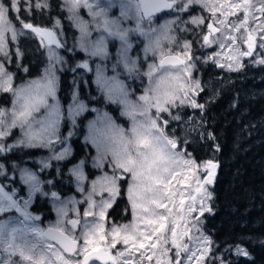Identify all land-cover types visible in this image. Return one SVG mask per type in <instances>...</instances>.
Here are the masks:
<instances>
[{
    "label": "rangeland",
    "instance_id": "374dc122",
    "mask_svg": "<svg viewBox=\"0 0 264 264\" xmlns=\"http://www.w3.org/2000/svg\"><path fill=\"white\" fill-rule=\"evenodd\" d=\"M168 1L169 3L174 2V0ZM49 2L50 0H33V4L42 5L37 9L47 10ZM58 2L75 31L76 48L85 55L88 63L87 68L83 67L82 62L78 65L83 68L84 73L90 75L96 89V96L91 97L92 102H96V99L100 102L89 106L78 95V83H85L84 75L86 74L82 73V69L78 70L72 77V90L64 117L61 111L57 135L48 137L51 141L49 147L40 146L39 141L35 142L37 146L34 147L44 148L46 153L33 158L32 161L39 169L46 170L52 163L66 159L71 154L69 139L74 134L77 121L84 113L91 110L92 114L84 124L82 140L93 149L90 163L95 172L92 178L87 179L82 161L75 162L68 168V173L74 183V193L63 197L56 193V197H53L51 195L53 192L47 194L43 189L44 181L32 165L14 162L10 165V173L4 175L5 166L0 163L2 166L0 187L12 194L13 198L21 203L22 208L24 207L23 200L29 199V188L21 179V171L35 172L42 181L41 191L32 194L30 203L25 209L31 219L26 218L23 212L16 209L0 212V264H9V262L10 264H64L65 261L69 264H77V262L82 264L83 253L99 245L112 252V261L107 264H203L210 252V238L203 230L200 218L202 214L210 212L208 211L210 208L208 194H211V183L205 182L201 187L199 186L202 177L207 173L204 168L205 162L194 161L190 151L185 149V143L190 145L195 144L196 141L212 140L207 130V122L201 117L204 107L194 108L189 104L173 106L167 112H160L157 118V96L160 97V107L167 108L168 104L163 98L165 91L174 88L176 96L181 97L182 86L189 87L192 82L199 81L200 88L195 94V99L197 104L205 106L227 74L238 69L236 68L237 62L240 65L244 61L253 65L261 64L257 61L264 59V48L259 46L264 37V12L260 11L264 7V0H247V6L246 0H196V2L184 0L181 6L183 10L174 7L153 16L150 20L144 18L141 21L144 32L130 31L128 34L131 48L127 51V57L129 61H135L134 66L129 65L131 71L122 62L113 70V65L117 63V55L121 50L122 42L118 37H107V58L91 56L90 51L81 48L78 21L94 23L91 12L84 6L70 11L68 0H58ZM88 2L93 6L99 5L100 8L106 9L108 17L112 19L120 18L122 11L127 12V16L121 20L122 27L130 30L136 28L137 11L135 7H125L130 3L134 4L135 0H88ZM17 7H23L30 12L27 0H21ZM12 14L15 19L20 20L16 9L12 10ZM245 19L246 23L241 27V22ZM9 21L11 27L4 32L3 40L0 42V67L11 76L7 84L0 81V94L5 92L9 95L8 103L0 107V121L3 122L0 124V131H3L0 132V144L6 146L7 149L10 146L25 147L18 143L23 138L19 115L16 117L17 124L11 126L12 114L20 111L22 103V100L17 99L15 91L26 87L33 81L43 82L42 78L49 68L48 51L50 48L54 49L63 60L62 63L55 65L57 88L59 73L66 66L65 57L60 52V48L65 45L64 33L59 19L54 17L50 20L48 27L39 25L33 27L48 29L56 33L62 46L49 44L47 37H42L29 29L31 32L29 35L35 36L45 50L46 65L39 76L13 84L12 74L6 70L2 60L9 58L10 47L17 53L16 40L24 33V28L23 24L17 27L13 21ZM209 24L219 31H210ZM13 31L15 32L14 37ZM195 33H199L195 40L201 43L196 51L192 50L194 48L191 41V35ZM249 34L254 37L252 55L243 56L242 53L248 51L246 37ZM95 36L96 33L93 32V38ZM204 36L209 37L208 42L204 41ZM157 38L160 39L159 47L146 51L150 40L155 41ZM185 45H188L187 49ZM165 53H176L184 58L185 63L161 67L158 65V60ZM228 64L232 65V70L229 69ZM97 65L103 66L106 76L116 75L123 82L127 93L123 99L127 100V106L122 102L121 97L109 99L107 93L98 87L96 84ZM189 65L190 72L187 70ZM149 66H152L151 76L148 75ZM0 76H3V73H0ZM161 77L167 79L157 93L153 89ZM5 87L10 90L4 91ZM74 95L75 101L73 100ZM142 96H147L148 99L141 100ZM56 101L59 102L57 91ZM56 101L49 98V103ZM74 103H83L85 109L75 116H69L68 108ZM107 104L117 107L118 112L126 119L125 126L114 119L109 110L105 108ZM44 111L45 109L42 108L41 113ZM176 116L179 117L178 120L173 119ZM62 119L65 124H61ZM151 120H156V128L150 127ZM165 120L168 124H164ZM93 123H95V128L90 130L89 126ZM61 125H64L62 129ZM134 126L137 133L152 141L157 150L163 154V160L156 166L160 171L157 173L155 168L153 170V176H158V179H154L150 184L147 181L144 183L137 181L138 188L133 186L131 172L119 167L117 157L113 155V152L120 156L127 153L133 158L137 157L138 152L151 155V150L146 149L143 144L137 146L136 133L132 131ZM157 129H161L168 139L176 141L175 149L167 145L163 139L160 141L153 139L158 135ZM37 131L38 128L34 126L33 132ZM10 135L12 136L8 139ZM65 148L69 151L63 159L51 158ZM3 151L5 150L0 149V152ZM100 152H104L105 158L101 166L97 167L96 158ZM42 162H47L49 166L43 167ZM77 166L83 173V179L78 180L73 172ZM114 176L116 179L113 181ZM119 179L125 180V195L129 203L130 218L125 222L108 223L106 214L117 196ZM130 186H133L132 193L129 192ZM197 188H200V191H196ZM36 197H46L49 200L51 218L42 221L39 214L30 210V205ZM193 197H195V202H193ZM190 205L195 209L192 212L187 211ZM58 209H63V212H58ZM69 219L76 222V227L68 223ZM161 223L164 225L163 228L160 227ZM46 225L58 227L77 238L79 246L76 253L70 256L64 254L55 244L45 239L39 231H34L35 229L42 230ZM173 229H175V234ZM126 237L128 238L127 243H125ZM238 249L243 248L237 247L234 253L244 255ZM88 264L101 263L92 261Z\"/></svg>",
    "mask_w": 264,
    "mask_h": 264
},
{
    "label": "trees",
    "instance_id": "16d2710c",
    "mask_svg": "<svg viewBox=\"0 0 264 264\" xmlns=\"http://www.w3.org/2000/svg\"><path fill=\"white\" fill-rule=\"evenodd\" d=\"M3 2L7 6L8 0ZM60 6L58 0H50L47 10L30 8L27 12L19 7L22 9L18 11L20 20L13 17L12 11L7 18L17 27L23 22L48 27L54 17L59 19L65 38L60 52L65 57L66 66L59 73L57 97L64 117L72 90V77L80 69L86 73L78 65L86 60L76 48L75 31ZM30 33L29 29H24L16 40L17 53L10 47L9 58L2 60L6 70L12 74L13 84L39 76L46 65L45 50ZM191 36L192 50L196 51L201 44L195 40L199 33ZM84 80L85 83H78V95L89 106L98 104L100 101L97 99L92 102L96 89L90 75L86 73ZM216 90L201 111L212 140L196 141L190 145L185 143V149L190 151L194 161L213 160L218 165L210 185L211 211L200 218L202 228L210 238V252L203 264H264V63L242 62L237 70L227 74ZM8 100L9 95L1 93L0 107ZM105 108L117 122L126 125V119L116 106L107 104ZM91 114L92 111L88 110L77 121L74 134L69 139L71 154L66 159L52 163L46 170L39 169L32 159L44 155V148L10 146L0 152V163L5 166L4 175L10 173L12 163H27L44 181L43 189L47 194L55 192L63 197L74 193L69 166L81 160L87 179L92 178L95 172L90 163L93 149L82 140L85 121ZM61 124H65L63 119ZM30 210L39 214L42 221L52 216L46 197H36ZM129 218L125 180L119 179L117 196L107 211L106 219L108 223H119ZM237 247H242L247 255H236L234 249Z\"/></svg>",
    "mask_w": 264,
    "mask_h": 264
},
{
    "label": "snow or ice",
    "instance_id": "6c2138e0",
    "mask_svg": "<svg viewBox=\"0 0 264 264\" xmlns=\"http://www.w3.org/2000/svg\"><path fill=\"white\" fill-rule=\"evenodd\" d=\"M21 0H8L7 6L3 2V0H0V42H2L4 37V32L8 30L11 27L10 21L8 20V13L12 11L13 9H16L17 11H22L21 8H18L17 5L20 3ZM30 8H38L42 5L36 3L33 4V0H27ZM193 2H196V0H193ZM68 3L70 5V11L80 7L84 6L89 9L91 12V15L93 17L92 24H89L85 21H78V26L80 28L81 36L79 38V46L83 48L85 51H90V55L94 57H104L107 58L108 56V50H107V37H118L121 43V50L117 55V63L113 65V70L119 66V64L122 62L126 68L131 71V68L129 65L131 64L134 66L135 61H129L127 57V51L129 48H131V44L128 41V34L130 31H138L143 33L144 29L142 28L141 21L147 17L149 20L152 18V13L159 12L161 9H172L176 8L178 10L182 9V4L184 3V0H174L173 3H169L168 0H135V3L128 4L125 7H135L137 11V18H136V28L135 29H126L122 27L121 20L124 19L127 16V12L122 11L121 17L112 19L108 17L107 10L104 8H100L99 5L93 6L91 3L88 2V0H68ZM246 6H247V0H246ZM261 12H264V7L260 9ZM247 19V18H246ZM245 21L241 22V27H243V24L246 23ZM24 29H31L34 33L40 35V36H47L48 43L49 44H56L57 47L62 46L61 42L57 39L56 33L52 31H48V29H41L39 27L34 28L32 24L30 23H23ZM208 28L210 31H219L218 29H213L212 25L209 24ZM93 32L96 33L95 38H93ZM15 36V32L13 31V37ZM205 42L209 41L208 36L203 37ZM247 45H248V51L243 52V56H251L252 50L254 47V37L249 34L246 37ZM160 44V39L157 38L155 41L149 42L148 46L146 47L147 50H155V48H158ZM261 48H264V37H262L260 45ZM221 47H223V44H221ZM185 48H188V45H185ZM49 55V68L46 70L44 77L42 78L43 82L41 81H33L30 84H28L26 87L21 88L19 90L15 91V95L17 96L18 100H22V103L20 104V111L18 113L13 112V118L11 122V126H15L17 124V115L20 117V127L23 130V138L19 140V144H23L28 147H34L36 145V141L40 142V146L43 147H49L51 144V141L48 139V137L52 135H57L59 130V124L61 119V109L59 102L56 101V91H57V76H56V69L55 65L57 63H62V57H60L57 52L54 49H49L48 51ZM178 64H183L184 61L180 60L179 57L173 58ZM258 63H264V59L257 61ZM163 63V62H162ZM230 70H232V65H227ZM241 65L239 62L236 64V68H239ZM84 68L88 67V63L85 62L83 64ZM151 67L149 66V73L148 75L151 76ZM187 70L190 72V65L188 66ZM0 73H3V76H0V81H2L4 84H7L8 81H10L11 76L3 71V68L0 67ZM5 77L7 79H5ZM167 78L161 77L159 81L156 82L155 88L153 91L159 92L161 89V86L165 84V80ZM96 84L98 87H100L102 90H104L109 99H112L113 97H121L122 102L125 103V105H128V102L126 99H123L126 97L127 93L125 91V86L121 80L117 78L116 75H113L111 77H108L105 75L104 68L102 65H97L96 67ZM200 85L199 81L192 82L189 87H181L180 91L182 93L181 97L176 96V89L172 88L168 91H165L163 93V98L165 102L168 104L167 108H161L160 107V97L157 96V102L156 107L158 109L157 118H159L160 112H167L169 108L173 106L178 105H184L189 104L190 106L194 108H203V105L197 104L195 99V94L199 90ZM10 89L5 87L4 91H9ZM49 98H51L53 101H56L54 103H49ZM141 100H147V96H142L140 98ZM73 100H76L75 95L73 96ZM178 101V104H177ZM45 109L43 113H41V109ZM85 105L83 103H74V105H70L68 108V114L69 116H75L76 114H79L80 112L84 111ZM147 111V109H145ZM130 114V113H129ZM102 119V118H101ZM173 119L178 120L179 117H173ZM3 122L0 121V124ZM73 123L75 121L73 120ZM164 124H168V121L165 120ZM37 127L38 131L33 132V128ZM111 126V125H110ZM90 130L95 128V123L90 124ZM150 127L156 128V120L150 121ZM132 131L136 133V144L139 146L140 144H143L146 149L151 150V155L145 152H138V155L136 158H133L130 154L125 153L124 156H120L118 153L113 152V155L117 157V164L119 167L125 168L126 171L131 172L132 179H133V186L139 187L138 184H136L137 181H140L141 183H144L145 181L152 182L154 179H158L157 177L153 176V170L155 168V171L158 173L160 171L159 167H156L162 160H163V154L161 151H158L156 146L150 141L147 137L141 135L140 133H137L136 127L134 126ZM3 132V131H0ZM158 135H156L153 139L156 141H160L163 139L167 145H170L172 149L176 148V141L173 139H168L163 135V131L161 129H157ZM71 135V133H69ZM121 138L123 137L122 132L120 133ZM95 143V140L93 141ZM0 149L7 150L6 146L0 144ZM68 149L65 148L62 152L55 155L54 159H63L64 156L68 153ZM105 158L104 152H100L98 154V157L96 158L97 163L96 166L100 167L103 163ZM43 167H48L47 162H42ZM194 163V162H192ZM218 165L214 163L212 160H208L205 162L204 168L207 172V178L206 183L210 184L212 183V177L214 176V169H216ZM2 168V166H0ZM74 174L77 176V179H83V173L80 171L79 166L77 168L73 169ZM21 179L24 181L26 185H28L29 188V199L23 200V208L21 206V203L18 202L16 199L13 198L12 194H9L4 191L3 187H0V212H5L8 209H16L17 211L23 212L24 216L28 219H31V217L26 212V207L30 203V199L33 193L41 191L40 185L42 181H40L38 175L35 172L28 171V170H22L21 171ZM116 177L114 176L112 180L114 181ZM50 183V182H48ZM133 186L129 187V192H133ZM197 191H200L199 188H197ZM53 197H56V193H51ZM208 198H211V194H208ZM193 202H195V197L192 198ZM6 205V206H5ZM133 207H135V204H133ZM195 209L190 205L188 208V212H192ZM208 211H211L209 208ZM58 212H63V209H58ZM103 213H101L102 215ZM198 222V220H197ZM59 223V221H58ZM73 224H75V221H72ZM160 227L163 228L164 225L161 223ZM56 229L49 228L47 230L48 233H51L55 231ZM34 231H39L41 234H44V230L35 229ZM173 233L175 234V229H173ZM67 240L68 238L65 237ZM128 242V238H125V243ZM75 244V240H71L68 245V250L72 251V245ZM143 246V245H141ZM239 252L243 253L244 255H247L246 252H244L243 249H238ZM10 264V262H9ZM64 264H69L68 261H65ZM78 264V262H77Z\"/></svg>",
    "mask_w": 264,
    "mask_h": 264
},
{
    "label": "water",
    "instance_id": "95a60500",
    "mask_svg": "<svg viewBox=\"0 0 264 264\" xmlns=\"http://www.w3.org/2000/svg\"><path fill=\"white\" fill-rule=\"evenodd\" d=\"M165 10H168V9L165 8V9H161L159 12L152 13V17L162 13ZM145 18H147V17H145ZM45 37H47V36L45 35ZM175 57H179V59L184 61V63H185V60H184V58L182 56H180V55H178L176 53H165L159 58L158 65L163 67V66H176V65H183L184 64V63L183 64H178L173 59ZM206 161H208V160H206ZM213 162L216 163L215 161H213ZM214 175H215V171H214ZM213 177L211 179H213ZM206 178H207V173L202 177V179L200 181V185H199L200 187L206 181ZM72 221H74V220L73 219H69L68 223L72 227H76V223L73 224ZM49 228H53V229H56V230L51 232V233H48L47 230ZM42 230H44V234H42V236L45 239H47L48 241H50L51 243L55 244L64 254L69 255V256L70 255H74L76 253V251L78 250L79 240L77 238L71 236L68 232H66L64 230H61L60 228L52 226V225H46V226L43 227ZM65 237H67L68 239L66 240ZM71 240H75V244L72 245L73 250L69 251L68 250V245H69ZM112 258L113 257H112L111 251L109 249L105 248L104 246L99 245V246L90 248V249H88L87 251H85L83 253V255H82V264H88L91 261H96V262H99L101 264H107V263H110L112 261Z\"/></svg>",
    "mask_w": 264,
    "mask_h": 264
},
{
    "label": "flooded vegetation",
    "instance_id": "af4514ba",
    "mask_svg": "<svg viewBox=\"0 0 264 264\" xmlns=\"http://www.w3.org/2000/svg\"><path fill=\"white\" fill-rule=\"evenodd\" d=\"M208 21V20H207Z\"/></svg>",
    "mask_w": 264,
    "mask_h": 264
}]
</instances>
